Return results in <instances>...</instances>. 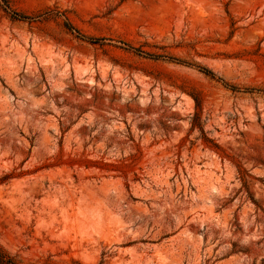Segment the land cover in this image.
Segmentation results:
<instances>
[{
  "label": "rangeland",
  "instance_id": "obj_1",
  "mask_svg": "<svg viewBox=\"0 0 264 264\" xmlns=\"http://www.w3.org/2000/svg\"><path fill=\"white\" fill-rule=\"evenodd\" d=\"M0 257L264 264V0H0Z\"/></svg>",
  "mask_w": 264,
  "mask_h": 264
},
{
  "label": "trees",
  "instance_id": "obj_2",
  "mask_svg": "<svg viewBox=\"0 0 264 264\" xmlns=\"http://www.w3.org/2000/svg\"><path fill=\"white\" fill-rule=\"evenodd\" d=\"M204 73H205V74L212 75V73H210V71H207V70H204ZM0 262H2V261H1V257H0Z\"/></svg>",
  "mask_w": 264,
  "mask_h": 264
}]
</instances>
